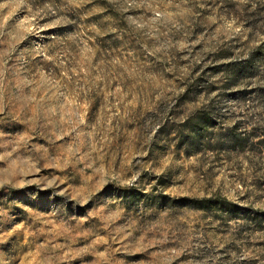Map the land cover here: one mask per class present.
<instances>
[{
  "label": "rangeland",
  "instance_id": "1",
  "mask_svg": "<svg viewBox=\"0 0 264 264\" xmlns=\"http://www.w3.org/2000/svg\"><path fill=\"white\" fill-rule=\"evenodd\" d=\"M0 264H264V0H0Z\"/></svg>",
  "mask_w": 264,
  "mask_h": 264
}]
</instances>
